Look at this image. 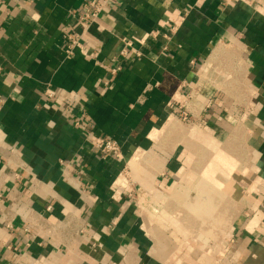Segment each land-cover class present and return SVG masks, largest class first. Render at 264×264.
<instances>
[{"label":"crops","instance_id":"crops-1","mask_svg":"<svg viewBox=\"0 0 264 264\" xmlns=\"http://www.w3.org/2000/svg\"><path fill=\"white\" fill-rule=\"evenodd\" d=\"M90 1L0 0V264H264V0Z\"/></svg>","mask_w":264,"mask_h":264},{"label":"built area","instance_id":"built-area-1","mask_svg":"<svg viewBox=\"0 0 264 264\" xmlns=\"http://www.w3.org/2000/svg\"><path fill=\"white\" fill-rule=\"evenodd\" d=\"M113 0H92L89 3L86 4L85 6V13H84V20L89 21L88 24H94L98 21L99 17L101 16L102 13L107 9L108 5L110 2ZM251 0H243V2H250ZM86 24V21H84L83 26L85 29L89 27V25ZM174 30H177V27L173 28ZM153 35V34H152ZM84 34H70V32L65 29L63 33V38L65 41V53L67 57H73L76 53L77 50H83L85 48V45L83 44ZM155 36V35H154ZM131 47V45H129ZM128 53L127 49H123L121 51L122 56H126ZM137 55L139 56L140 53L137 52ZM99 56V53L95 54H90L88 58L90 59H97ZM120 68H116L112 70V75H115ZM1 71V69H0ZM201 86H196L191 89L190 93L188 94L187 98L188 103L192 104L195 103L196 107L199 108L197 100L199 97H201V92L200 90ZM49 97L53 98L54 95L52 93H49ZM186 99H184L186 101ZM183 100V101H184ZM196 100V101H195ZM211 103L206 105V108H209ZM184 107V104L181 105L180 109ZM202 109V108H201ZM198 109H195L194 111L197 112ZM70 112V111H69ZM73 123L79 127L83 128L82 126V118H79L77 116H72ZM85 134V140L88 143H91L94 149L99 153L100 158L103 160H106L112 156H121L122 154V149L119 143L115 140L104 138L102 136H94L92 132L88 130H84ZM123 181V180H121ZM121 181L118 183V186L121 184ZM119 194V192H118ZM2 199V196L0 195V201ZM26 231L29 233L30 230L26 229Z\"/></svg>","mask_w":264,"mask_h":264},{"label":"rangeland","instance_id":"rangeland-1","mask_svg":"<svg viewBox=\"0 0 264 264\" xmlns=\"http://www.w3.org/2000/svg\"><path fill=\"white\" fill-rule=\"evenodd\" d=\"M226 70H224L222 72L223 75H224V77H223V80L221 82V85L219 86L220 87V90L223 91V92H226L227 94L233 93L235 91H239L240 83L239 82H236V81H233L234 79L236 80V78H235L234 74H232L233 73L232 71H230L229 69H226ZM200 90H203V88L201 87ZM236 100L237 99H235V102L237 103ZM209 103L210 102H207V104H209ZM182 104H184V107L179 110V113L173 118L172 122H175L177 124V128H178L177 132H180L182 130V133L184 135V141H185V143L191 145L192 144V138H190L191 136H188V134L190 133L191 127L195 126L196 122L198 121V119L200 118L201 115H198V113L194 111V109L192 107V104L188 103V99H186V101L184 100L182 103H180V105H182ZM236 108L238 109L237 111H239L238 106H236ZM242 114H244V113L243 112L242 113L240 112V114H238V117H236L237 115L236 116H233V117L237 118V125L239 124V122L243 118L242 117ZM227 115H228V113H225V116H227ZM178 134H180V133H178ZM219 154L220 153H218L217 156H219ZM220 155H222V154H220ZM135 158L138 159L137 156L134 157V159ZM221 165L224 166L223 163H220V167H221ZM220 167L217 168V166L216 167L215 166H211L208 171L209 172H211V171H213V172L214 171H218V169H222V167L221 168ZM231 168L233 170L235 168L234 165ZM132 169L133 170L139 169V164L137 165L136 168H132ZM226 172H228V171H226ZM136 174H137V179H138L139 176H142L143 175V170L140 169V171L138 173H136ZM125 176H127V177H124L123 181H121V184L118 187L120 189H124V190L126 189L127 190L129 188V186L132 185L131 184L132 183V179H131V177L129 178L128 177V174H126V173H125ZM184 214L187 215L186 218L184 216V219H192V217H193L189 213V211H187V212L185 211ZM181 218H183V217H181Z\"/></svg>","mask_w":264,"mask_h":264},{"label":"bare ground","instance_id":"bare-ground-1","mask_svg":"<svg viewBox=\"0 0 264 264\" xmlns=\"http://www.w3.org/2000/svg\"><path fill=\"white\" fill-rule=\"evenodd\" d=\"M155 136V135H154Z\"/></svg>","mask_w":264,"mask_h":264}]
</instances>
